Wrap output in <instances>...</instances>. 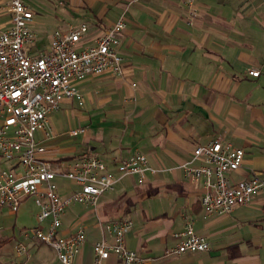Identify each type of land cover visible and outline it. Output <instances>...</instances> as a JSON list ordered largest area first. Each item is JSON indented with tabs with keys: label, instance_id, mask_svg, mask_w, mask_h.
I'll return each instance as SVG.
<instances>
[{
	"label": "crops",
	"instance_id": "crops-1",
	"mask_svg": "<svg viewBox=\"0 0 264 264\" xmlns=\"http://www.w3.org/2000/svg\"><path fill=\"white\" fill-rule=\"evenodd\" d=\"M25 1L36 36L26 47L31 55L49 47L56 28L84 22L83 44H92L125 17L119 47L124 75L87 76L77 84L83 104L67 98L49 114L53 136L34 134L48 159L68 163L90 152L115 171V157L140 152L155 169L146 170L143 180L138 173L120 176L95 206H68L58 232L82 227L86 234L75 264H95L92 244L116 217L133 221L125 244L147 258L146 264H264L263 194L228 213L205 214L204 178L192 183L182 167L195 145L220 137L244 149L233 179L264 174V0H194L193 13L187 0H39L42 6ZM9 26L7 2L0 0V29ZM56 182L61 194L78 188L65 177ZM190 219L210 249L165 254ZM18 240L28 246L27 264H62L51 246L20 234ZM13 252L10 263L17 259ZM100 264L123 263L111 253Z\"/></svg>",
	"mask_w": 264,
	"mask_h": 264
},
{
	"label": "built area",
	"instance_id": "built-area-1",
	"mask_svg": "<svg viewBox=\"0 0 264 264\" xmlns=\"http://www.w3.org/2000/svg\"><path fill=\"white\" fill-rule=\"evenodd\" d=\"M187 1L193 13L194 0ZM7 10L10 26L0 29V208L16 214L25 201L32 199L38 207L36 225L22 228L20 236L51 246L62 264H75L86 234L82 227L69 234L58 232L68 206L74 202L95 206L99 195L112 189L120 176L138 173L143 180L146 170L155 169L140 152L129 158L115 157V171L102 157L90 152L77 154L68 163L54 164L46 156L47 147L34 134L42 130L43 139L53 136L49 114L59 109L64 99L74 98L83 104L77 84L87 76L124 75L119 47L125 17L121 14L92 44H83L87 30L84 22L56 28L49 47L31 55L26 47L35 42L36 36L30 25V6L25 0H7ZM248 73L257 76L259 70L250 69ZM79 130L83 128L70 132ZM243 158L242 147L217 137L195 145L190 159L182 163L190 182L204 178L207 188L200 203L205 214L228 213L235 205L252 203L262 194L264 200V174L254 172L242 179L232 178L231 172L241 166ZM58 176L71 180L78 188L61 194ZM132 226L131 219L119 217L104 225V235L92 244L95 264L111 253L123 264H146L147 258L125 244ZM175 235L176 245L166 249L165 254L210 249L207 237L194 231L191 219ZM14 251L17 259L10 264L28 263L29 250L24 241L18 240Z\"/></svg>",
	"mask_w": 264,
	"mask_h": 264
},
{
	"label": "rangeland",
	"instance_id": "rangeland-1",
	"mask_svg": "<svg viewBox=\"0 0 264 264\" xmlns=\"http://www.w3.org/2000/svg\"><path fill=\"white\" fill-rule=\"evenodd\" d=\"M35 2L42 3L39 0H34ZM52 2L56 0H51ZM6 3L7 0H2ZM51 5V2H49ZM71 104L65 103L64 105ZM68 108V107H65ZM61 121L59 117V122ZM64 129H67V124L64 120L61 121ZM38 212V207L34 204L32 199L25 201L17 213H11L6 207L0 208V239H6L0 244V264H9L13 259L14 247L16 242V237L18 238L19 232L23 227H32L36 225V213ZM14 236V237H12ZM35 241L39 242L37 239ZM45 247V246H44ZM47 248V247H46ZM52 253L50 248H47Z\"/></svg>",
	"mask_w": 264,
	"mask_h": 264
},
{
	"label": "trees",
	"instance_id": "trees-1",
	"mask_svg": "<svg viewBox=\"0 0 264 264\" xmlns=\"http://www.w3.org/2000/svg\"><path fill=\"white\" fill-rule=\"evenodd\" d=\"M6 239H0V244L3 243Z\"/></svg>",
	"mask_w": 264,
	"mask_h": 264
}]
</instances>
